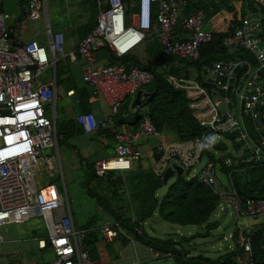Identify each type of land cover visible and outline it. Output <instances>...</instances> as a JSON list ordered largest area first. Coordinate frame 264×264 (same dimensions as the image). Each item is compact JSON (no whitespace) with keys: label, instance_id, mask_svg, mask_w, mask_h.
<instances>
[{"label":"built area","instance_id":"built-area-1","mask_svg":"<svg viewBox=\"0 0 264 264\" xmlns=\"http://www.w3.org/2000/svg\"><path fill=\"white\" fill-rule=\"evenodd\" d=\"M109 4L107 10L97 15L94 28L77 49L86 60L84 80L103 92L113 111L119 109L126 97L151 83L155 75L138 67L128 70L117 64L96 66L99 50L107 47L122 57L149 38H156L165 56L193 63L201 60L202 47L211 43L216 34L224 36L222 56L194 66L195 75L182 72L178 61L171 63L170 68L179 71L168 74L169 80L192 97L190 106L200 109L195 117L205 130L199 137L186 141L171 139L156 147L163 155L155 162L156 171L163 175L174 164L181 166L184 173L191 170L202 160L209 138L214 141L226 138L239 149V156L246 155L245 162L264 165V0H226L208 20L203 10L183 15L189 0H137L132 3L135 10L129 15V24L124 0H109ZM44 5L39 0H29L24 5L26 17L38 19ZM9 19L10 14L2 9L0 0V227L41 216L48 238L39 239V248L52 246L56 255L54 264H93L89 250L81 244L84 231L74 225L68 198L56 183L48 180V176L57 174L63 178V168L56 119L50 118L46 111L56 101V88L42 77L50 67L56 69L61 60L75 61L76 54L66 53L64 34L53 32L49 25V49L37 41L23 43L18 34L20 22L11 28ZM77 122L86 133L101 126L91 113L80 114ZM161 135L148 115L137 131H117L116 154L96 162L97 174L131 170L142 158L138 146L142 137ZM212 149L219 154L217 159H221L219 150ZM216 160L209 159L202 167L197 174L199 181L211 186L237 214L253 217L264 214V198L244 199L235 187L224 189ZM140 227L135 231L141 235ZM118 230L138 249L135 262L142 264L141 245L133 234L122 229L118 222L102 226L108 240L114 239ZM240 243L244 256L239 261L243 264L252 255L250 237L243 231ZM146 249L149 257L146 264H165V258L176 264L171 253H162L152 246Z\"/></svg>","mask_w":264,"mask_h":264},{"label":"trees","instance_id":"trees-1","mask_svg":"<svg viewBox=\"0 0 264 264\" xmlns=\"http://www.w3.org/2000/svg\"><path fill=\"white\" fill-rule=\"evenodd\" d=\"M225 1L189 0V6L182 13L185 16L203 10L205 18L208 20L218 12ZM86 2L89 3L91 10L90 13L87 12L89 18L82 26L84 35L94 26L99 9L109 8L108 0L83 1V3ZM124 2L126 11L131 12L134 9L131 0H124ZM223 38L222 34H216L211 43L204 45L201 50L202 58L200 61L190 63L188 60L180 59L191 64L193 68L200 66L203 62L217 59L222 56L220 48L223 45ZM149 41H146V45L152 48V42ZM104 50L105 56L113 60L111 63H124L129 68L140 65V61L135 57H117L109 49ZM168 58L173 60V58L178 57ZM129 60H133V63ZM148 70L154 73V80L136 92V95L139 94V98H142L143 94L145 96L136 104L137 110L133 120L126 122L125 119H122V121L130 125H139L144 115H148L161 134L174 135L180 141L201 136L205 128L198 123L195 114L192 113L186 92L176 87L168 77V74L176 73L179 69L171 66L164 73L155 69ZM182 72L190 75L184 70ZM122 114L124 117L129 115L128 108L124 109ZM79 130L82 131V129ZM57 133L59 143L71 136L70 130L59 124ZM218 141L220 140L214 141L209 138L203 155L206 154L210 159L216 160V151L210 149H222L225 157L222 156L216 161L219 162L222 171L227 172L228 176L231 174L229 178L231 187L236 188L239 197L244 199L264 198V165L256 164L255 161L245 162L246 155L238 156L235 159L229 158L227 155L230 153H227V148L220 147ZM236 149L239 151L238 148ZM162 156L161 152L155 148L154 161L159 162ZM141 159L131 170H110L100 176L92 167L87 180V193L102 209H97L92 213L86 229L77 228L83 230L84 235L86 234L84 238L88 247L91 248L90 252L95 250L97 242L102 238L97 231L95 232L93 226L103 217L110 216L113 221L119 223L122 229L133 234L147 247L152 246L162 253H171L176 264H241L239 258L243 259L244 248L240 243V231L231 235L234 240V248L227 246V249L220 252L217 257L200 250L196 244V239L208 237L213 230L220 227L219 221L212 220V218L220 207L222 209L221 202L223 200L221 196L211 186L200 182L198 175L192 178L183 175L177 176V180L168 187L167 191L160 194L159 191L164 186V173L162 175L156 171L155 163L144 166ZM227 160H231L230 163ZM189 172L190 170H188ZM92 183H95L93 188L90 187ZM154 220H160L164 225L170 223L181 227H197L198 232L194 235H178V232L166 237H158L154 231L147 230V225L153 228ZM139 222H143V224ZM144 222H146V229H143L141 235L137 234L135 227L143 226ZM243 232L245 236L250 237L252 244L251 260L244 261L243 264H264V222L254 226L251 230H243ZM120 237L130 241L119 230L117 236L112 240ZM164 261H169V259L165 258Z\"/></svg>","mask_w":264,"mask_h":264},{"label":"crops","instance_id":"crops-1","mask_svg":"<svg viewBox=\"0 0 264 264\" xmlns=\"http://www.w3.org/2000/svg\"><path fill=\"white\" fill-rule=\"evenodd\" d=\"M28 1L29 0L21 1V14L14 18H10L11 21L8 20V24L11 28H14L16 23L20 22V25L18 28V34H19V39L23 43L37 41L40 45L44 46L46 49H49V36L47 34V29L45 33L47 34L46 35L47 39L41 37L42 34L39 31V29H41L44 25L37 24V25L26 26L24 24V22L28 18L26 17L24 5H26ZM39 1L42 2L43 4H45L46 2V0H39ZM83 1L84 0H78L76 2L77 11L75 13L77 15V20L79 21L80 20L87 21V19L89 18V15L87 14L88 11L87 10L85 11L83 9L85 5ZM135 1L137 0H131V5L134 9L131 10V12L129 13L127 12V23L128 24L130 23L129 21L130 13H132L135 10V5L132 4V3H135ZM108 3H109V0H108ZM109 7H110V4H109ZM44 8H45V5L43 6L42 10ZM2 9L10 14V11H7L6 8H4L3 1H2ZM107 9L100 8L97 15L100 12L105 11ZM42 10L40 11V17L38 19L42 17ZM45 15L48 18L49 13H48L47 5H46ZM97 15H96V19H97ZM38 19H35V20L30 19V20L37 21ZM85 21L82 22L81 25H77V23L73 22L72 24L73 29L78 31V36L71 37V40H72L71 45L68 48H66V43L64 44L66 53L75 52L76 54L75 61H71L69 58L63 60L64 65L67 67V68H63L64 70L63 72L64 73L67 72L68 75L65 76L64 78L59 77L58 70L60 68L58 67L59 66V63H58V66L56 67V69L54 68L56 71L54 70L53 77H51L50 79L47 78V80H43V79L42 80L47 83L55 84L56 101L54 103H50L47 106L46 111H47V115L50 118L55 117L56 126H58V118L56 116V109H58L57 107L58 97L62 95L68 98H72L73 108L76 110V114L69 118L63 117L62 125L66 126V128H68L71 132V136L68 138H65L64 140H69V139L74 140L76 138H79V139L84 140L83 144H81L82 148H85L88 152L97 151V153H99V155L101 156L100 158H96V160L93 162V165H94L93 168L95 169L96 162L102 159L114 157V155L116 154V147H117L116 132L117 131L134 132L139 129V126L142 123L146 115H144L139 125H130V124L124 123L122 119H125L126 122H130L133 120V119L129 120L128 116L131 113L136 112L137 110L136 104H138L141 100L144 99L145 94L142 95V98H139V94L137 95L134 94V95H130V97L129 96L126 97L125 100L122 102L121 106L119 107V109L117 111H113L110 101L103 94V92L99 88H95L93 85H90L84 80L83 73L86 68V60L79 54L77 48L79 44L81 43V41L92 31V29L95 26L94 24L91 30H89V32L84 35L82 26L85 24ZM48 25L51 27L53 32H62L64 34V32L61 29L55 30L56 28L51 26L49 21L45 25L46 28L48 27ZM64 37H65V34H64ZM39 39H41V42L43 41V44H41ZM150 40H152V45H153L152 48H153L154 54L153 56H151L148 62L146 61L144 57H141L139 53H134L132 51L131 53L125 56H127V58L128 57L137 58L140 61L139 66H133L129 68L124 63L118 62L116 64L122 65L128 70L138 67V68H144V69H155L158 72L164 73L168 68H170L171 63H174L176 60L169 59L168 57L164 55L161 45L159 41H157L156 38H150ZM144 44L146 45V42ZM104 49H109V48L105 47L99 50L98 52L99 61L105 62L104 66L108 64H115V63H111L113 60H111L110 57L105 56ZM109 50L115 56H117L111 49ZM125 56H122V57H125ZM117 57H120V56H117ZM129 61L133 63V60H129ZM188 72L190 73V71ZM134 96H136L135 99H134ZM53 104H54V107H53ZM49 107H53V116L49 115V112H48ZM127 108H128L129 115H125L124 117L122 113H123V110ZM62 112L66 114V107L62 108ZM87 113L93 114L96 120L99 121L101 125L98 130L91 132V133H86L77 122V117L80 114H87ZM75 123L77 124L75 125ZM79 129H82V131H80ZM151 144L152 143L149 142V140L146 141L145 137H142V139L140 140V144H138V146L140 150L142 151V159H141L142 163H143V157L145 156L144 159L146 160V155H147V158L152 160L151 165L152 164L154 165L155 163L154 149H155V146L157 145L155 144L151 145ZM100 149H104L105 152L100 151ZM75 151L76 153L80 152L77 147H75ZM143 153H144V156H143ZM84 159H85L84 164H88V161L86 160L87 158H84ZM137 163L138 161L136 162V164ZM116 171H127V170H116ZM59 177L62 178L61 175H59ZM62 182H63L62 183L63 187L59 183H57V181L54 183L57 184L60 190L64 193L65 197L68 198L70 205H71V200L65 190V180H63ZM72 209L73 207L71 205V212H72ZM72 216L74 220V225H76L74 211L72 213ZM37 217H41V216H33L30 219L22 223L14 222V223L7 224V225L18 224L17 225L18 233L8 234V236H6L0 230V264H11L12 261H19V262L25 261V264H54V262L56 261V255L53 251L52 246L48 244L46 248L41 249L39 248V244H38L39 239L48 238V230L43 220V217H41L43 221V224L41 227H30V225L29 227H26L27 221H30L31 219L37 218ZM263 222L264 221L254 223L251 226V228H249L248 230H251L254 226L260 223H263ZM113 223H115V221H113L110 216H105L103 217V219H100L95 224V226H93L95 232L97 231V233H99V235L102 236L101 240L97 242L96 248L93 252H90L91 248H89L88 245L86 244L85 238L81 240V244L84 246V248L89 250L90 257H91L93 264H136L135 262L136 257H137L136 252H138V249H135V247L132 245V243H130V241H127L123 237L117 238L114 241L108 240L103 234L102 226H104L105 224H113ZM139 223L143 224V222H139ZM7 225H4V226H7ZM75 227L78 228L77 225ZM79 228L86 229L85 227H79ZM140 228L146 229V222H144V225ZM136 241L141 245L139 249L140 250L139 255L142 258V264H146V259L147 258L149 259V257L146 254L147 252L146 248L148 247L141 240L136 239ZM114 242H117L119 244V248L116 252L112 253L108 245ZM37 253H40L41 258L36 257ZM165 264H171V262L165 261Z\"/></svg>","mask_w":264,"mask_h":264},{"label":"rangeland","instance_id":"rangeland-1","mask_svg":"<svg viewBox=\"0 0 264 264\" xmlns=\"http://www.w3.org/2000/svg\"><path fill=\"white\" fill-rule=\"evenodd\" d=\"M3 6L6 8L7 11H10V18H14L21 14V1L22 0H2ZM78 0H46L45 2V8L42 10V17L38 19L37 21H31L29 18L24 22L26 26L28 25H37V24H43L44 26L39 29L41 32V37L47 39L46 33V23L49 21L51 26L55 27V30L61 29L65 34V43L66 48H68L71 45V37L72 36H78V31L73 29V22L77 23V25H81L82 20H77V5L76 2ZM46 5L48 9L49 16L46 17ZM84 10L89 11L90 13V5L88 2L84 5ZM11 21V19H9ZM46 22V23H45ZM86 22V21H85ZM37 27V26H36ZM209 26L206 25L205 29H208ZM72 33V34H71ZM150 40V38L148 39ZM41 42V39H39ZM149 42H152L150 40ZM47 43V42H46ZM44 43V44H46ZM145 43V42H144ZM143 43V44H144ZM43 44V41L41 42ZM138 46L133 52L139 53L141 57H144L146 61L153 56L154 51L153 48H149L147 45ZM230 50H233L231 48ZM229 52V49H228ZM230 54V53H229ZM231 55V54H230ZM234 55V53H233ZM174 60L178 61L179 64H181L182 70L188 72L190 71V75H195V69H193L191 64H187L185 60H182L180 58H173ZM105 62L99 61L96 63V66H104ZM59 77L64 78L67 76V72H63V68H67L64 65V61L61 60L59 62ZM54 67H51L47 70L45 76L43 75L42 79L47 80L53 77L54 75ZM56 71V70H55ZM189 73V72H188ZM188 95V92L185 91ZM136 96H134V99ZM189 102V107L193 114L196 115L200 111L199 108H191V103L194 101L192 97H187ZM54 107V104H53ZM53 107H49L48 112L50 116H53ZM57 107L56 109V116L58 118V124L61 126L63 122V117L69 118L76 114V110L73 108V100L72 98H68L66 96L60 95L58 97L57 101ZM66 107V114L62 112V108ZM134 118V113H131L128 116L129 120H132ZM146 141L149 140L153 145H157L156 147H159L163 144H167L171 142V139H176L175 136L171 134H165L162 133L160 138H154V137H145ZM160 141V142H159ZM84 140L76 138L74 140H61L59 143V153L61 158V165L63 168V179L59 177V174L55 177L48 176L49 181H53L59 183L62 186V181L65 180V190L71 200V204L74 211L75 221L77 227H86L88 225V221L90 220L92 213L96 211L97 209H102L99 207L95 200L90 197V195L87 193L88 188V176H90V173L92 171L93 162L96 160V158H100L101 155L97 153V151L94 152H88L85 148L81 147V144H83ZM220 147L227 148V153H230L227 155L231 159H235L239 156L240 151L236 149L235 146H233V143L229 142L226 138H222L220 141H218ZM151 144V145H152ZM75 147L79 149V153H76ZM222 154L223 157H225V153L222 149H217ZM49 150L48 152H50ZM100 151L105 152L104 149H100ZM101 152V153H102ZM97 153V154H96ZM86 156V157H84ZM144 156V153H143ZM219 154H216V158H218ZM84 158H87L88 164H84ZM143 157V164L144 166H149L152 162L151 159L147 158L146 160ZM227 158V157H226ZM208 155H204L202 160L190 170L188 173H184L183 176L187 178H192L199 174L200 170L203 166L207 164L209 161ZM218 177L221 184L224 185L225 188H230L231 182L228 176V173L225 171H222V169L218 170ZM177 180V177H172L169 180V183L167 185H164L159 193L164 194L168 187L174 183ZM95 183H92L90 187H94ZM63 187V186H62ZM221 207L218 209L212 220L219 221V228L216 230H213L211 234L208 237L205 238H199L196 239V244H198V247L200 250H203L205 253L212 255L213 257H217L220 252H224L227 249V246H230L234 248V240L231 238V235H233L235 232H241L243 230H248L251 228V226L256 222H262L264 221V214H260L257 217L253 216H247L245 214H237L233 207L229 203L221 202ZM228 207V214L225 215V212L223 209ZM155 221V220H154ZM101 222V221H100ZM43 224V221L41 217L33 218L30 221L26 222V227H41ZM15 225H7L0 228L1 232L8 236V234L18 233L17 226ZM20 227V226H19ZM148 231H154L156 236L158 237H166L170 234H176L183 235H194L198 232L197 227H181L175 224L170 223H164L160 220H156L153 223V228L147 225ZM193 242V243H194ZM111 249V252H116L119 248V244L117 242L111 243L108 245ZM37 258H41L40 253H37Z\"/></svg>","mask_w":264,"mask_h":264},{"label":"water","instance_id":"water-1","mask_svg":"<svg viewBox=\"0 0 264 264\" xmlns=\"http://www.w3.org/2000/svg\"><path fill=\"white\" fill-rule=\"evenodd\" d=\"M184 170L181 166L174 164L173 167L169 166L166 171L164 172L163 175V183L164 185H167L169 180L172 177H177V176H181L183 175ZM223 211L225 212V215L228 214V207H226L225 209H223Z\"/></svg>","mask_w":264,"mask_h":264},{"label":"clouds","instance_id":"clouds-1","mask_svg":"<svg viewBox=\"0 0 264 264\" xmlns=\"http://www.w3.org/2000/svg\"><path fill=\"white\" fill-rule=\"evenodd\" d=\"M229 209V208H228Z\"/></svg>","mask_w":264,"mask_h":264}]
</instances>
